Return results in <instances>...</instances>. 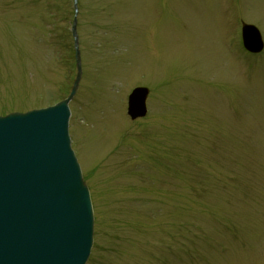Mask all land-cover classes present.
Wrapping results in <instances>:
<instances>
[{
	"label": "rangeland",
	"instance_id": "1",
	"mask_svg": "<svg viewBox=\"0 0 264 264\" xmlns=\"http://www.w3.org/2000/svg\"><path fill=\"white\" fill-rule=\"evenodd\" d=\"M41 11L0 0V114L69 90ZM240 19L264 38V0H79L68 130L93 208L86 264H264V49L241 51ZM138 84L147 112L129 121Z\"/></svg>",
	"mask_w": 264,
	"mask_h": 264
},
{
	"label": "water",
	"instance_id": "2",
	"mask_svg": "<svg viewBox=\"0 0 264 264\" xmlns=\"http://www.w3.org/2000/svg\"><path fill=\"white\" fill-rule=\"evenodd\" d=\"M244 31L250 49L259 47ZM144 94H131L132 115L144 112ZM64 105L0 117V130L19 134L4 150L0 132V264H82L87 255L89 201L67 146Z\"/></svg>",
	"mask_w": 264,
	"mask_h": 264
},
{
	"label": "bare ground",
	"instance_id": "3",
	"mask_svg": "<svg viewBox=\"0 0 264 264\" xmlns=\"http://www.w3.org/2000/svg\"><path fill=\"white\" fill-rule=\"evenodd\" d=\"M0 132L3 134V135H1V137L7 141V144H6V147L4 148V150H6L10 146V144H13V142L18 141V135L19 134L16 135L14 132L6 131L4 129H1ZM8 134H10V135H8ZM42 138H44L43 134H42ZM24 142L25 143H22L23 149H27V148L30 149L31 148V146L29 144L30 142H28L25 138H24ZM32 144L36 145L35 142H32ZM15 150H17V148H15ZM26 152H27V150H25V153ZM29 152H31V151L29 150ZM17 153H19V149H18Z\"/></svg>",
	"mask_w": 264,
	"mask_h": 264
},
{
	"label": "trees",
	"instance_id": "4",
	"mask_svg": "<svg viewBox=\"0 0 264 264\" xmlns=\"http://www.w3.org/2000/svg\"><path fill=\"white\" fill-rule=\"evenodd\" d=\"M46 1H49L47 6L48 14L56 11L58 13L60 12L62 16L65 15V6L61 5V1L59 2V0H43V2Z\"/></svg>",
	"mask_w": 264,
	"mask_h": 264
}]
</instances>
